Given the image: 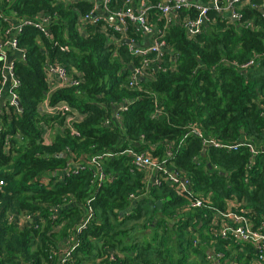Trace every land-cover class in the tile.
I'll return each instance as SVG.
<instances>
[{
    "label": "trees",
    "instance_id": "1",
    "mask_svg": "<svg viewBox=\"0 0 264 264\" xmlns=\"http://www.w3.org/2000/svg\"><path fill=\"white\" fill-rule=\"evenodd\" d=\"M194 1L207 3L208 0ZM1 9L6 14L13 10L20 20L35 19L43 12L57 17H52V38L44 37L33 27H25L19 35V46L26 50V60L16 63L22 83L19 89L22 113L8 118L0 111V177L7 183L0 203V264H57L58 259L52 258V251L58 250V242L86 216L88 202L95 211L96 220L85 231L82 245L67 264H165L166 256L153 246L161 228L171 239L173 234H179L173 244L180 254L185 243L186 248L191 245L195 253L206 260V246H194L193 239L210 241L203 234L207 229V213L201 209L177 213L187 202L178 198L170 187L152 189L136 204L131 215L125 214L130 206L129 195L142 188V174L131 172L127 157L104 163L105 179L101 186L93 183L87 170L67 174L72 153L88 159L91 155L123 149L141 136L157 145L155 156L160 158L165 155L166 143H172L171 161L191 177L197 192L212 193L213 201L220 208H224V200L236 198L253 211L256 225L264 220V118L261 116L264 107V16L261 10L243 12V21H253V29L217 16L214 10L210 11V16L215 23L197 39H189L179 27L170 28L166 35L171 47L170 56L165 60L168 70L160 71L155 81L143 83L144 89L140 92L125 86L130 69L122 70L124 65L131 64L126 45L107 47L106 37L93 27L85 29L86 36L79 32V16L89 13V3L15 0L10 5L2 3ZM4 27L5 24L0 23V32ZM55 42L67 46V52H61ZM172 56L176 57L175 61L170 60ZM48 59L51 62L57 59L70 74L80 72L84 78L79 86L56 90L51 95L50 106L67 102L84 114L85 120L76 125L80 137H73L68 131L59 132L52 145L44 146L41 122H63L60 116H39L38 107L48 91L44 72ZM251 60L254 65L244 71L232 65ZM155 96L163 109L158 119L152 118ZM126 100L130 102L124 114L126 133L103 127L102 121L112 111V104L119 105ZM104 104L109 109L105 110ZM190 126L199 129L206 138L226 143L248 142L259 149V154L252 157L247 147L230 153L208 148L204 153L203 140L194 135L180 145ZM7 136H10L9 151L4 146ZM209 164L218 166L221 171L211 173ZM66 201L75 202L65 206ZM158 202H162L161 207ZM46 205H64L58 215L59 221L49 219ZM143 211L179 220L170 225L165 219L153 216L145 225L153 232L145 234L151 241L140 246L138 237L130 234L126 224L138 221ZM14 212L35 215L33 225L24 230L10 225L7 215ZM64 222L66 224L59 231L54 230ZM181 233L185 241L180 239ZM159 244L162 246L161 240ZM218 247L231 256V249L226 250L224 242ZM94 249L98 251L93 256ZM232 249L240 250L238 247ZM111 252L124 255L125 259L110 261L106 257ZM151 252L155 255L154 262L148 260ZM241 252L242 260L237 259L238 262L251 264L253 252L250 249ZM182 260L180 257L170 264H182Z\"/></svg>",
    "mask_w": 264,
    "mask_h": 264
},
{
    "label": "built area",
    "instance_id": "2",
    "mask_svg": "<svg viewBox=\"0 0 264 264\" xmlns=\"http://www.w3.org/2000/svg\"><path fill=\"white\" fill-rule=\"evenodd\" d=\"M15 0H0V23L5 27L0 32V111H3L8 118H12L22 113L19 98V89L22 86L21 79L16 72V63L26 60V50L19 46V35L25 27H33L44 37L52 38L51 22L52 17L49 12L38 14L35 19L20 20L15 17V12L10 10V14L1 9L2 3L10 5ZM90 4L91 9L86 15L79 16L78 30L86 29L88 26L96 29L95 31L106 37L107 47L119 48L123 45L127 47V53L131 58V64L124 65L122 71L130 69L128 82L125 86L131 91H143V83L152 82L157 79L160 71H167L165 60L170 56L171 47L169 46L166 35L172 27H179L185 30L186 36L193 40L200 37L209 25L215 23L211 18L210 11L214 10L217 16L226 17L227 20L237 23L240 26L255 28L254 22L243 21V12L246 9L261 10L264 16V0H208L207 3L189 0H77ZM75 11L78 10L75 8ZM59 17V16H58ZM129 41V42H127ZM58 49L65 53L68 47L54 43ZM136 45H139L137 47ZM176 57H170L175 61ZM240 71H244L254 65V60L245 64L232 63ZM45 76L48 84V91L45 92V99L39 105V116H60L63 122H41V141L44 146L53 144L59 132L68 131L73 137H80L76 125L85 120V115L73 109L67 102H59L50 106L51 95L61 88L76 87L83 83V74L80 72L71 73L61 63L54 59L45 66ZM5 93V100L2 99ZM155 96V111L153 119H158L163 109L158 106ZM112 111L102 121V126L117 129L121 134L126 133L124 114L128 111L130 102L124 101L119 105L112 104ZM44 107L46 110H44ZM109 109L104 104V109ZM261 116L264 118V107L261 108ZM189 133L183 138L180 145L190 136L194 135L203 140V151L208 148L224 150L227 153L237 152L243 147H247L252 157L259 154V149L254 145L245 142H223L215 138L204 137L202 132L193 127H189ZM10 136L5 139L6 151L10 150ZM156 144H150L143 136L137 142L127 144L126 147L115 152L91 155L85 159L71 154L68 164L67 174L73 172L78 174L82 171L91 173L93 183L101 186L105 179L104 163L113 161L119 157H127L131 164V172L142 174V188L129 195L130 206L126 209V215H131L136 204L146 198L155 188L163 186L170 187L178 198L184 199L187 204L177 210V213L188 212L191 210H205L207 229L203 234L209 238L208 243L201 239H193L194 246L205 245L207 249L208 264H240L231 254L227 256L225 252L219 250L220 243L224 242L225 249L238 247L240 251L250 249L254 258L252 264H264V220L256 225L254 213L245 202L236 198L224 200V208H220L212 199V193L207 195L197 192L194 188L193 180L184 171L176 167L173 158V144L167 142L165 155L163 158L155 156ZM70 152V150H67ZM252 162V159H251ZM201 164V161H197ZM210 165V164H209ZM251 166V165H250ZM211 173L219 172L218 166L210 165ZM6 181L0 177V203L4 194ZM75 201H66L65 206L73 204ZM64 205L51 207L46 205L49 210V219L57 222ZM40 216V214H37ZM35 215L25 212H15L7 215L10 225H16L20 230L33 225ZM96 214L88 202L86 216L77 224L70 234H67L58 242V250H53V257L57 258V264H67L73 260L74 253L82 245V237L90 225L95 222ZM41 223H45L44 219ZM203 224V223H200ZM199 224V225H200ZM64 223L56 225L55 231H59ZM110 261L117 258L123 259V255L111 252L108 257ZM54 259V258H53Z\"/></svg>",
    "mask_w": 264,
    "mask_h": 264
},
{
    "label": "rangeland",
    "instance_id": "3",
    "mask_svg": "<svg viewBox=\"0 0 264 264\" xmlns=\"http://www.w3.org/2000/svg\"><path fill=\"white\" fill-rule=\"evenodd\" d=\"M152 212V210L150 209V213ZM15 213V212H14ZM150 213H145L144 214V211L142 212V215H141V218L138 220V221H128V223L126 224L127 227H128V230L131 231V235L134 236V237H138L137 241L139 243L140 246L142 245H145L147 243H149L151 241V239L147 240L146 237H145V234H152L153 232L151 231H148L147 228L145 227V225L149 222V220L154 216L156 217H159V218H163L165 219L170 225H174L175 223H177V220H179L178 217H174L172 219H169V218H165L166 216L163 215V214H160V215H153V214H150ZM66 223L64 222V225ZM177 228V227H176ZM190 228H193L192 226H190ZM176 230L179 231V228H177ZM189 230V228H188ZM158 234H159V237L158 239L161 240L162 242V246H160V240L159 242H157L156 240V243L153 244V246L157 247L160 251H162V253L166 256V262L165 264H170V261L173 260V261H177L180 257L183 258L184 260L182 264H207L206 263V260L204 259V257H202L201 254H197L195 253V249L190 245V247L188 246L186 248L185 246V243H184V248L183 246H181V249L180 251H182V254L179 253V251L174 248V240L177 238V236H179V234H173L172 235V239L169 237V234H165L162 230V228L160 230H158ZM181 238L180 239H184V241L186 240L185 239V236H183V234L181 233ZM204 237V236H203ZM150 238V237H148ZM169 238V239H168ZM206 238V237H204ZM163 239L166 240L165 243H163ZM192 241V239H190ZM206 240V239H204ZM203 240V241H204ZM146 242V243H145ZM97 248L99 246H96ZM98 248V250H99ZM97 249H94L92 255H96L97 254ZM230 252L232 253V255L236 258V259H239V261L242 260V257H241V251L238 250V249H232L230 250ZM239 254L238 258H237V255ZM154 253L151 252V255L150 257L148 258L149 261L151 262H154L155 259H154ZM186 256V257H185ZM246 256V255H245ZM124 259H125V256L123 255ZM241 258V260H240ZM104 259H105V256H104ZM101 261V260H99ZM252 262V261H251ZM243 264H247L246 261H242ZM250 264V262H249ZM252 264V263H251Z\"/></svg>",
    "mask_w": 264,
    "mask_h": 264
},
{
    "label": "water",
    "instance_id": "4",
    "mask_svg": "<svg viewBox=\"0 0 264 264\" xmlns=\"http://www.w3.org/2000/svg\"><path fill=\"white\" fill-rule=\"evenodd\" d=\"M189 1H192V0H189ZM127 42H129V41H127ZM136 46L139 47V45H136ZM18 105H19V107H21V104L20 103H18ZM44 110H46L45 107H44ZM204 153H205V151H204ZM157 204H158L159 207L162 206V202H158Z\"/></svg>",
    "mask_w": 264,
    "mask_h": 264
},
{
    "label": "crops",
    "instance_id": "5",
    "mask_svg": "<svg viewBox=\"0 0 264 264\" xmlns=\"http://www.w3.org/2000/svg\"><path fill=\"white\" fill-rule=\"evenodd\" d=\"M84 31H85V29H82V30L79 29V32L82 33V34H84L86 36L87 34ZM2 99L5 100V93H4L3 97H2Z\"/></svg>",
    "mask_w": 264,
    "mask_h": 264
}]
</instances>
